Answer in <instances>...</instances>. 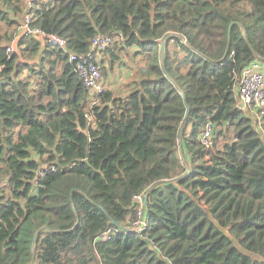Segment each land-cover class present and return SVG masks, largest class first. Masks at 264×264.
Wrapping results in <instances>:
<instances>
[{
	"label": "trees",
	"instance_id": "16d2710c",
	"mask_svg": "<svg viewBox=\"0 0 264 264\" xmlns=\"http://www.w3.org/2000/svg\"><path fill=\"white\" fill-rule=\"evenodd\" d=\"M98 33L110 66L148 61L85 111L71 55ZM254 60L264 0H0V264H264V127L235 92Z\"/></svg>",
	"mask_w": 264,
	"mask_h": 264
},
{
	"label": "built area",
	"instance_id": "2783aa9c",
	"mask_svg": "<svg viewBox=\"0 0 264 264\" xmlns=\"http://www.w3.org/2000/svg\"><path fill=\"white\" fill-rule=\"evenodd\" d=\"M34 0H28V5ZM21 30L23 34H32L34 37L42 40L44 34L39 30H33L29 28V19L25 18ZM48 41L52 44L65 48V43L57 36H48ZM112 38L102 34H96L90 42L91 53L83 56L71 55V58L78 62L75 66V72L81 80L84 90L86 92L85 105L90 108L98 104V99L105 91L103 84V77L101 67L98 65V61L95 55L104 52L113 45ZM8 59H11L12 55L18 54L16 41L12 42L7 48ZM94 54V55H91ZM264 63L259 60H254L248 63L238 76L235 92L237 98V105L241 111H247L248 108H254V110L264 109ZM1 72V69H0ZM31 87V86H30ZM211 126L207 125L204 129L201 140L205 145H209L211 140ZM48 167L40 169L39 175H42ZM134 201L139 205L138 208V221L135 223L138 231L144 229L143 222V201L144 196L137 195L134 197Z\"/></svg>",
	"mask_w": 264,
	"mask_h": 264
},
{
	"label": "rangeland",
	"instance_id": "374dc122",
	"mask_svg": "<svg viewBox=\"0 0 264 264\" xmlns=\"http://www.w3.org/2000/svg\"><path fill=\"white\" fill-rule=\"evenodd\" d=\"M134 49L135 48H130L126 51H121L119 53L118 61L115 62L113 66L109 65L110 56H109L108 50L105 52H101L98 55H95V58L97 59L101 67L103 84H104L105 90L112 91L116 95L125 94L126 91L124 90L135 79L138 69L141 68L140 67L141 61L135 63V61L133 62L131 59L133 56ZM17 55H18L17 57L15 56L16 60L20 56L19 52ZM31 76L32 75L30 74V72L26 69L20 74L19 78L24 83L28 82L29 80L32 82L30 84L31 89H32L31 91L32 96L35 97L36 102H38L39 104L45 105L48 101V98L44 97V93L39 89V87H36L37 81L36 79L31 80ZM87 109L88 107L86 106L84 110L87 111ZM263 114H264L263 110H259L257 112V110H254V108H248V110L245 111V115L252 117L256 122L259 123L258 126L260 130H263V127H264V115ZM231 135L232 133L230 131L229 136ZM227 138L228 136H226L221 141H224ZM43 167H47V165L44 163H41V168Z\"/></svg>",
	"mask_w": 264,
	"mask_h": 264
},
{
	"label": "crops",
	"instance_id": "0c3cea01",
	"mask_svg": "<svg viewBox=\"0 0 264 264\" xmlns=\"http://www.w3.org/2000/svg\"><path fill=\"white\" fill-rule=\"evenodd\" d=\"M136 48L134 49V52H133V56H132V61L134 62L135 61V63H137V62H139V61H141V63H140V67L141 68H139L138 69V71H137V74H136V76H135V78H137L139 75H141V74H143L144 72H145V69H146V63H147V61H148V59H145L142 55H138V56H134V53L136 52ZM142 59H143V62H142ZM264 71V70H263ZM32 79H36L35 77H33V76H31V80ZM28 86H30V84L32 83L30 80L28 81V82H25ZM105 83V82H104ZM30 88V87H29ZM124 91H126V89L124 90ZM43 97V96H42ZM44 97H46L45 95H44Z\"/></svg>",
	"mask_w": 264,
	"mask_h": 264
},
{
	"label": "water",
	"instance_id": "95a60500",
	"mask_svg": "<svg viewBox=\"0 0 264 264\" xmlns=\"http://www.w3.org/2000/svg\"><path fill=\"white\" fill-rule=\"evenodd\" d=\"M230 26H231V24H230ZM229 26V27H230ZM170 37V35L166 38V40L168 39ZM165 40V41H166ZM165 41H163L161 44H160V51L162 52L163 51V45H164V43H165ZM163 70V69H162ZM163 72H164V74H165V71L163 70ZM187 114H188V107H186V112H185V115H184V119L187 117ZM145 201H146V197H145ZM143 206H145V204L143 205ZM33 241H34V239H33Z\"/></svg>",
	"mask_w": 264,
	"mask_h": 264
},
{
	"label": "bare ground",
	"instance_id": "6f19581e",
	"mask_svg": "<svg viewBox=\"0 0 264 264\" xmlns=\"http://www.w3.org/2000/svg\"><path fill=\"white\" fill-rule=\"evenodd\" d=\"M71 61H74L75 64H76V66L78 65V62L76 60H74V59L71 58Z\"/></svg>",
	"mask_w": 264,
	"mask_h": 264
}]
</instances>
